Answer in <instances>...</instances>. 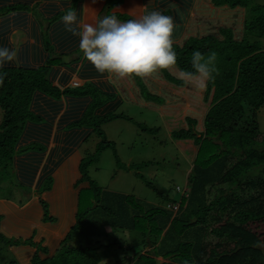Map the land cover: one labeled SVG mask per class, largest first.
Masks as SVG:
<instances>
[{"label":"trees","instance_id":"16d2710c","mask_svg":"<svg viewBox=\"0 0 264 264\" xmlns=\"http://www.w3.org/2000/svg\"><path fill=\"white\" fill-rule=\"evenodd\" d=\"M53 1L0 0V46L11 48V30H20L29 20L37 19L38 22L44 20L46 24L55 23V48L63 53L56 33L61 42L64 41L63 35L71 36L70 32H62L63 23L58 22L59 17L49 18L61 6L60 2L56 4ZM247 3V0H214L215 5L227 4L231 8L247 6ZM44 5L45 8H41ZM40 8L45 17L38 13ZM33 12L37 15L34 16ZM250 23L244 24V34L245 28L250 31L263 29L264 19L259 18L251 27L248 26ZM220 36L221 39L215 35L191 38L184 47L174 46L180 70H191L195 51L207 55L210 50L220 53L225 49L217 57L215 80L207 85V89L208 86L213 89V94L205 97L209 106L202 113L200 125L197 119L187 117L188 128L170 134L175 141H192L196 149L199 147L187 177L188 193L182 196L177 212L169 217L165 214V219L159 223L156 217L160 216V207L154 206L145 211L146 204L136 201L132 195L103 192L88 180L85 183L87 189L79 192L76 224L70 234L78 227L82 214L93 212L95 207L99 213L96 215L105 225L113 229L127 226L140 231L143 240L148 238L151 250L144 254L140 250L138 255L141 256L134 259L133 264H159L157 258L169 261L161 264H264V135L259 131L257 122L258 112L264 107V50L257 42L250 44L243 38L233 40L230 29L226 31L225 40L222 41ZM53 50L51 44L46 42L44 51L36 50L30 59L29 48L23 46L16 52L15 62L5 66L7 75L0 84V171L4 175L14 171L21 187L36 172L51 136L50 123L60 110L56 100L60 97L59 91L51 86L46 77L47 69L63 60L60 55H54ZM45 52L48 54L44 57ZM35 62L40 64L36 70L30 67ZM165 76L174 80L167 72ZM174 84L183 85L184 82L174 80ZM139 85L143 97L157 100L148 94L144 84ZM76 90L67 89L64 93L89 95L93 104H90L83 119H75L72 127L64 133L65 138L58 137L57 141L61 143L59 151L68 156L90 138L91 131L99 138L90 157L81 158L79 173L82 177L87 165L97 161V157L111 146L99 127L126 116L113 112L103 117L93 116L95 108L111 97L100 95L91 84ZM36 92L44 93V99L52 96L45 105L48 113H43L49 123L42 122L40 115L31 112L30 105ZM43 110L39 109L40 112ZM73 114L64 117L76 118ZM144 125L143 131H158ZM197 125L201 130H197ZM87 127L91 128L90 132L84 134L83 129ZM62 159L52 163L53 168ZM83 180H79L78 184H83ZM82 198L90 203L83 204ZM41 204L46 215L47 206ZM174 205L172 202L169 206ZM83 207L84 212H80ZM193 219L195 223L191 222ZM140 220L142 224H137ZM70 234L52 257L40 259L36 255L30 264H99L98 259L85 248L67 244L71 240ZM149 236L154 237L156 242L151 243ZM18 242L12 243L17 245ZM27 242L32 244L30 240ZM157 244H161V247ZM140 246L145 247V241L140 242ZM39 250L47 253V249L41 246ZM136 254L135 251L134 256Z\"/></svg>","mask_w":264,"mask_h":264},{"label":"crops","instance_id":"0c3cea01","mask_svg":"<svg viewBox=\"0 0 264 264\" xmlns=\"http://www.w3.org/2000/svg\"><path fill=\"white\" fill-rule=\"evenodd\" d=\"M53 2L56 4L60 2L61 6L49 18L57 16L60 22L64 11L73 8L77 10L84 24H94L98 15L111 11L120 14L121 19H128L139 18L147 12L159 10L174 20V46L176 47H184L191 38H201L207 35H215L221 39L223 29L242 34L247 12L246 5L231 8L227 4L215 5L214 0H55ZM41 8H45V5ZM41 8L38 13L45 17ZM44 22V20L38 22L37 19L36 21L31 19L24 28L12 29L9 37V45L16 52L23 46L29 48L30 59L34 57L36 50L44 51L46 42L54 48L53 54L60 55L59 57L63 59L61 63L54 64L47 69V81L59 91L60 97L56 100L60 110L50 123L52 125L51 136L43 158L33 176L23 184L22 188H26V191L21 193V201L0 198V237H3L4 242L19 241L17 245L10 243L8 246L18 264H30L36 255L40 259H47L54 255L75 226L79 192L87 189V184L77 183L73 185L75 188L71 192L67 190L72 177L68 169L75 154H78L80 160L77 164V172L80 176L79 150L84 143L66 156L59 151L61 143L57 141V138H65L64 133L72 127L71 124L75 119H83L90 109V104H93V99L89 95H78L76 92L65 94V90L75 88L79 90L91 84L100 95L111 97V99L107 98L102 106L95 108L92 114L96 117H103L111 112L116 114L124 103L152 108L159 112L170 134L179 129H187L185 121L187 117L201 120L202 113H205L209 106V101L205 102L207 87L199 90L186 83L174 84V80L182 81L178 66L165 71L174 80H169L163 72L145 79L101 75L84 58L79 49V40L72 33H70L72 40L65 34L62 36L64 41L61 42L55 32L64 51L59 52L54 44L55 25L53 24L55 23L46 24ZM61 25H63L62 32L69 34L64 24ZM47 54L45 52L44 57ZM30 67L36 70L40 64L35 62ZM140 83L144 84L148 94L157 100L143 97ZM43 95L44 93L38 92L33 95L30 109L32 113L40 115L42 122H48L43 113H48L45 105L52 96L44 99ZM39 98L44 100H39ZM40 108H44L43 112L39 111ZM72 113L76 118L64 117ZM199 125H197V130H201ZM89 129L91 128L83 129L84 134H88ZM184 143L186 145L179 143L181 150L194 155L193 142L185 141ZM60 159H62L60 164L53 168L52 163ZM15 178H17L16 175ZM17 184L20 186V183L17 182ZM47 184H49L48 187ZM41 203L47 206L46 215ZM29 240L32 244L27 242ZM39 246L46 248L47 253L40 251Z\"/></svg>","mask_w":264,"mask_h":264},{"label":"rangeland","instance_id":"374dc122","mask_svg":"<svg viewBox=\"0 0 264 264\" xmlns=\"http://www.w3.org/2000/svg\"><path fill=\"white\" fill-rule=\"evenodd\" d=\"M247 2L245 26L251 22L248 24L251 27V24L257 22L259 18L264 19V0H247ZM33 14L34 16L37 15L36 12ZM227 30L222 31V41L226 38ZM262 32H264V26L261 30L255 29L253 31L245 28V34L244 31L242 34H235L232 31V37L236 41L243 38L250 44L257 42L258 46L264 50V33ZM216 38L219 37L216 36ZM210 52L213 51L210 50ZM224 52L225 49L220 53L219 51L216 52L217 57ZM212 94L213 89L208 86L205 97ZM118 114H124L126 117L115 118L99 127L111 146L97 157V161L87 165L82 177L77 172L79 156L78 154L74 155L68 169V173L72 177L70 181L68 180L67 190L71 192L75 188L73 185H77L78 181L81 182L84 175H87L83 180L84 183L89 180L98 189H103V192L132 195L136 201L146 204L144 206L145 211L154 206L160 207L161 213L160 216L157 215L156 219L162 223L165 214L169 217L175 213L168 209L167 205L174 202L179 206L182 198L180 189L185 188L186 177L191 164L195 161L199 147L197 149L195 147L194 155L184 153L179 143L186 144L171 138L170 131L167 130L168 127L161 115L152 108L124 103L116 113V115ZM0 117H2L1 111ZM128 118L132 120H128ZM257 122L259 131L264 135V107L258 112ZM137 124L142 126L139 127ZM143 124L150 129L157 128L158 131H143ZM98 141L99 138L91 133L90 138L80 147L81 158L90 157ZM1 172L0 198H12L21 201V193L25 192L26 188L18 186L14 171L7 173V175L1 174ZM82 202L83 204L85 202L90 203L85 198H82ZM84 208H80V212H84ZM96 214L99 213L95 207L93 212L82 214L78 227L70 234L71 240L68 241V245L85 248V251L90 252L92 256L98 259L99 264H133L141 256V254L138 255L140 250L142 253L151 250L152 246L148 244V238L143 240L140 231L127 226L122 227L123 229H113L111 226L105 225L101 217ZM137 224H142V220L138 221ZM149 239L151 243L156 242L152 236H149ZM143 241H145V247L140 246V242ZM9 244L3 239L0 240V264H18L10 252ZM157 246L160 248L161 244H157ZM135 251L137 252L136 257L134 256ZM157 260L159 264L168 263V260L161 258H157Z\"/></svg>","mask_w":264,"mask_h":264},{"label":"clouds","instance_id":"9594fccd","mask_svg":"<svg viewBox=\"0 0 264 264\" xmlns=\"http://www.w3.org/2000/svg\"><path fill=\"white\" fill-rule=\"evenodd\" d=\"M61 22L66 31L78 38L84 58L101 75L145 79L177 66L175 23L171 16L159 10L128 19H121L120 14L111 11L98 15L94 24H84L77 10L68 8ZM16 58L14 49L0 46V84L7 75L5 66L14 63ZM216 73L217 54L210 52L205 55L195 51L191 70L181 69L180 78L184 83L203 90L208 83L214 82ZM187 177L185 188L180 189L182 196L189 190ZM178 207L176 204L167 205L175 213Z\"/></svg>","mask_w":264,"mask_h":264},{"label":"water","instance_id":"95a60500","mask_svg":"<svg viewBox=\"0 0 264 264\" xmlns=\"http://www.w3.org/2000/svg\"><path fill=\"white\" fill-rule=\"evenodd\" d=\"M192 222H195V219H193Z\"/></svg>","mask_w":264,"mask_h":264}]
</instances>
